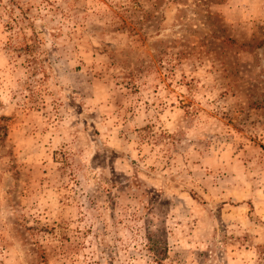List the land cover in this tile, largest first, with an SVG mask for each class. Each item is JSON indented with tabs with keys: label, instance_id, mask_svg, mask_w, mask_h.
<instances>
[{
	"label": "rangeland",
	"instance_id": "rangeland-1",
	"mask_svg": "<svg viewBox=\"0 0 264 264\" xmlns=\"http://www.w3.org/2000/svg\"><path fill=\"white\" fill-rule=\"evenodd\" d=\"M257 2L0 0V264H264Z\"/></svg>",
	"mask_w": 264,
	"mask_h": 264
},
{
	"label": "clouds",
	"instance_id": "clouds-1",
	"mask_svg": "<svg viewBox=\"0 0 264 264\" xmlns=\"http://www.w3.org/2000/svg\"><path fill=\"white\" fill-rule=\"evenodd\" d=\"M248 3V0H229V3L225 6L219 7V12L224 15L225 22L227 24H234L235 21L233 19V13L237 7H243L245 4ZM250 7L253 9V13H244V20L247 21L249 19V16L254 14L255 9L257 7H264V3H261L260 0H258L257 4L250 5Z\"/></svg>",
	"mask_w": 264,
	"mask_h": 264
}]
</instances>
